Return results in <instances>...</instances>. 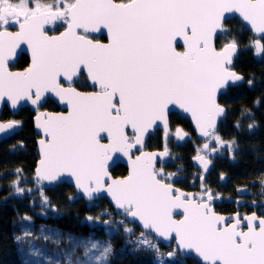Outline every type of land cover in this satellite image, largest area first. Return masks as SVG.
<instances>
[{"label":"snow or ice","instance_id":"6c2138e0","mask_svg":"<svg viewBox=\"0 0 264 264\" xmlns=\"http://www.w3.org/2000/svg\"><path fill=\"white\" fill-rule=\"evenodd\" d=\"M236 14L260 37L249 46L264 58V0H0V102L13 110L23 106L21 101L39 109L51 93L69 109L67 114L38 111L35 118L42 133L34 176L42 209L57 211L43 188L70 178L77 198L82 194L90 207H99L95 201L107 195L122 216L141 224L144 231L139 235L124 226L128 239L120 255L148 251L154 254V264H187L190 259L198 264H264V215L217 214L213 202L218 194L214 197L203 174L200 192L186 193L172 182L177 173L162 166L170 156L167 145L163 151L144 150L146 137L158 125L167 140L169 106L175 105L191 114L199 135L207 138L193 157L203 173L212 165L204 152L222 155L226 147L229 158L236 160L239 142L225 141L217 133L218 121L226 115L218 95L244 82L234 70L239 43L227 39L232 35L228 22ZM57 22L65 30L48 35L46 26L54 30ZM13 27L18 30L10 31ZM101 29L107 30V43L90 38ZM177 38L183 40V51L177 50ZM25 43L31 49V64L22 72L11 71L9 62ZM247 84L253 87V79ZM87 86L98 91L80 90ZM254 103L259 106L261 101ZM245 114L253 115L248 109L241 113ZM22 124L0 121V140L15 135ZM234 126L241 129L239 121ZM258 127L249 123L247 130L252 133ZM101 133H106L107 143L101 142ZM188 135L179 127L174 133L178 141ZM213 141L216 147L210 148ZM117 153L128 158L131 169L126 177L112 179L108 163ZM16 175L15 194L31 193L33 189L20 187L23 169L17 168ZM251 206L261 207L255 202ZM175 209L183 210L182 219L174 218ZM101 215L112 214L104 210L85 220L103 227L108 239L67 234L69 248L56 253L66 264H111L116 254L113 238L119 235L115 225L124 221H101ZM22 219L28 223L14 240L25 257L23 264H60L35 242L60 245L65 234L41 226L37 237L30 226L32 217ZM146 233L155 234L167 247L175 240L173 251L162 253ZM77 249H82V257Z\"/></svg>","mask_w":264,"mask_h":264},{"label":"trees","instance_id":"16d2710c","mask_svg":"<svg viewBox=\"0 0 264 264\" xmlns=\"http://www.w3.org/2000/svg\"><path fill=\"white\" fill-rule=\"evenodd\" d=\"M228 26L232 29V35L227 39L235 38L239 43V52L234 61V68L238 73L245 76L246 82L229 88V96H222V102L229 106L228 114L222 124H224L225 131L231 137L227 139L236 138L239 142L242 150L241 155L250 152L251 157H248L249 160H246V162L248 161L251 165L249 171L251 180H253L260 175L259 172L264 168V58L254 54V50L249 46L250 41L254 40L253 34L246 29L238 18L229 21ZM58 31H61V29ZM262 43H264V39ZM217 45L220 46V41L217 42ZM28 62L27 57L21 56L12 68L23 69L28 65ZM248 79H253V87L248 86ZM257 99L261 101L259 106L254 103ZM245 109L250 110L253 115H241ZM32 116V110L29 108L21 110L18 115H13L8 109H5L2 114V119L17 118L23 120L24 125L21 132L0 142V264H23L25 257L14 237L23 234L22 227L28 223L22 219L25 215L35 219L36 223L32 221L30 226L33 234L37 237L40 236L41 226H44L45 229H59L65 234V238L61 240L60 245H56L51 241L46 242L43 239L37 240L35 244L37 247H42L48 251L54 258L59 259L60 264H66L63 256H57L56 253H62L69 248L67 234L70 233L75 237L84 238L94 234V239H108L104 228L90 226L85 220L86 216L96 217L99 212L107 210L112 215H101V221H117L121 214L114 210L107 199L95 201L99 207H90L89 202L81 197L77 198L75 189L65 183L45 186V195L49 197L51 204L56 207L57 211L55 212L52 211L51 207L42 209L40 194L38 193L33 195L34 201H31V195L17 196L15 194L12 182L18 178L16 175L17 168L23 169V176L20 177L22 180L20 187L29 188L37 184L34 179V170L38 160V150L35 143L36 134L31 125ZM237 121L241 124L239 131L234 126ZM253 122L257 123L259 127L249 133L247 125ZM21 143L22 147L20 146ZM13 145H17V147L13 149ZM241 169L243 170V168ZM126 171L127 169L121 165L112 169L115 177L125 175ZM25 179L26 182H23ZM69 195L74 197L72 201H69ZM41 211L46 212V215L41 216ZM125 220L128 226H133L136 231H141L136 224H132L127 219ZM119 228V235L113 238L116 254L112 258L111 264H154V254L148 251L137 253L128 251L124 255H120L119 250L125 246L128 237L124 234V227L120 226ZM159 244L162 253L173 250V247ZM76 255L82 257V249H77ZM73 259L75 260V257ZM187 264H198V261L190 259Z\"/></svg>","mask_w":264,"mask_h":264},{"label":"flooded vegetation","instance_id":"af4514ba","mask_svg":"<svg viewBox=\"0 0 264 264\" xmlns=\"http://www.w3.org/2000/svg\"><path fill=\"white\" fill-rule=\"evenodd\" d=\"M10 29L16 30L15 27ZM59 29H61V31H58ZM64 29H65L64 26L61 25L60 22H57V25L54 30H52L51 26H48L47 33L51 35L59 34ZM90 38L101 42L107 41V38L104 35L99 36V35L91 34ZM23 56L27 57L28 61H30L27 55H23ZM29 63L30 62H28V64ZM14 65H11V68ZM77 87L80 86L77 85ZM229 88L227 92L224 93L223 95L225 96L230 95L228 94ZM80 90L98 91V87L94 88L91 86H87L84 88H80ZM223 95L220 96L219 102L220 104H222L227 108V114H228L229 106L225 105L222 102ZM31 110L33 113L31 125L33 126V130L36 134L35 143L38 150V140L39 138H41V135H39L35 131V127H34V118L37 115L38 111L39 112L40 111L67 112V111L61 109L56 104V102L51 98H48L47 102L43 103L39 109L35 108ZM225 118L219 122L217 133L225 141H229L230 139L227 138H231V137L227 133V131H225L224 124H222ZM1 120L9 121V120H20V119L9 118L4 120L1 117ZM20 121L23 122V120ZM169 124H170V135L167 138V140L164 137V130L156 129L152 134L149 135V137L145 141L144 150L149 152L163 151L165 145H167L170 152V156L165 158L166 162L162 166L164 167L166 172L177 173V177L172 181L176 188H179L180 190L186 193H199L201 190V180L199 177L203 174L204 183L212 189L214 197H217L218 194V197L213 202V207L218 214H221L223 216H235L238 213L240 214L241 217H244L246 215H251V213L255 211L258 216L264 215V188H262V183H264V168L262 169L261 172H259L260 175L257 176V178L251 180L250 171H249L251 165L249 164L248 161L246 162V160H249L248 157H251L250 152H246L245 154L241 155L242 150L241 148H239V150L236 152V160H232L229 158V153L226 147L223 150L222 155H215V154L208 155L207 152H204L202 154L206 155L209 159L212 160V165L210 166L207 173H203L202 167L199 166L198 162H194L193 157L197 155V148H202L203 144L208 142L207 138L199 137L198 133L193 128L190 119L178 112H171L169 114ZM23 125L24 122L22 124V127ZM178 127L182 128L186 133L189 134L187 137L184 138L183 141H178L174 136L175 130ZM129 135L131 136L132 134ZM214 147H216V144L213 141L210 144V148H214ZM136 154L138 155L139 153L137 152ZM39 159H40V155L38 150L37 162L39 161ZM157 167H161L159 160L157 162ZM123 168L125 167L123 166ZM241 168H243V170ZM125 173L126 174L123 176H126L128 172L126 171ZM221 174H224L225 177L224 180H221ZM238 188H246L247 191L238 192L237 190ZM253 202H255V204L257 205H261V207L251 206ZM114 210L119 213V211H117L115 208Z\"/></svg>","mask_w":264,"mask_h":264},{"label":"water","instance_id":"95a60500","mask_svg":"<svg viewBox=\"0 0 264 264\" xmlns=\"http://www.w3.org/2000/svg\"><path fill=\"white\" fill-rule=\"evenodd\" d=\"M236 18H238L239 19V16H238V14H236ZM240 20V19H239ZM245 26V25H244ZM246 27V26H245ZM47 29H48V26H46V32H47ZM246 29H248V30H250L248 27H246ZM18 30V28H16V30H11L10 29V31H17ZM65 30V29H64ZM63 30V31H64ZM62 31V32H63ZM251 31V30H250ZM252 32V31H251ZM61 33V32H60ZM59 33V34H60ZM48 35H51V34H49V33H47ZM59 34H54V35H59ZM93 34H95V35H99V36H102V35H104L106 38H107V41H103V42H101V43H107L108 42V39H109V37H108V33H107V30L106 29H101V31L99 32V33H93ZM252 34H253V32H252ZM253 37H254V40L255 39H260V37L259 36H256V35H254L253 34ZM262 41H263V39H262ZM218 46V45H217ZM177 50H179V51H183L184 50V45H183V40L181 39V38H177ZM23 55H27L28 57H29V64L27 65V67H25L24 69H18V70H15V69H12L11 68V65H14V64H16L17 63V61H18V59L21 57V56H23ZM237 57V56H236ZM236 57L234 58V61H235V59H236ZM31 60H32V54H31V49H30V47L25 43V44H21V46H20V48L19 49H17V56L12 60V61H10L9 62V68H10V70L11 71H14V72H17V71H20V72H22V71H24L25 69H27L29 66H30V64H31ZM234 70L235 71H237L235 68H234ZM242 75V74H241ZM244 77V82H238L237 83V85L236 86H238V85H241V84H244L245 82H246V78H245V76H243ZM236 86H232V87H236ZM221 95H223V94H221ZM221 95H218V102H219V98H220V96ZM48 97L49 98H51V99H53L55 102H56V104L61 108V109H63V110H66L67 112L69 111V109H68V107H67V105L66 104H64L63 102H61V101H59V99L57 98V97H55V95L54 94H51V93H49L48 94ZM220 103V102H219ZM21 105H23L22 107H18L16 110H13V109H11V107H10V105L9 104H7V103H3V102H0V121H3V120H1V117H2V114H3V111L5 110V109H8L9 110V112H11L13 115H17L22 109H24V108H31V109H35L36 108V106H33V105H31V103L30 102H25V101H21ZM170 107V109H171V111L169 112V114L171 113V112H178V113H180V114H182V115H184L185 117H187V118H189L190 119V121H191V123H192V126H193V128L195 129V131L198 133V131H197V129H196V126H195V123H194V121H193V119H192V117H191V114L190 113H187V112H185V111H183L182 109H179L178 108V106H175V105H170L169 106ZM225 107V106H224ZM226 108V107H225ZM40 112H51V111H40ZM67 112H51V113H57V114H59V113H64V114H67ZM38 114V113H37ZM226 115H227V108H226ZM225 115V116H226ZM37 116V115H36ZM36 116H35V118H36ZM34 118V127H35V131L39 134V135H41V138H42V133H41V130H39L38 128H37V126H36V119ZM225 117H223L222 119H224ZM221 119V120H222ZM168 120H169V116H168ZM220 120V121H221ZM220 121H218V125H217V129H218V126H219V122ZM3 122H7V121H3ZM156 129H163V126L162 125H158V126H156L155 128H154V130L150 133V134H152ZM21 130H22V127L19 129V131L17 132V133H19V132H21ZM164 130V129H163ZM169 130H170V124H169ZM16 133V134H17ZM15 134V135H16ZM129 134H132L131 133V131H129ZM149 134V135H150ZM198 135H199V133H198ZM14 135H12L11 137H13ZM10 137V138H11ZM101 137H102V139H101V142L102 143H107L108 142V140H107V138H106V133H101ZM149 137V136H148ZM148 137H146V140H147V138ZM199 137H201L200 135H199ZM41 138H39V140L41 139ZM7 139H9V138H7ZM7 139H3V140H0V142H2V141H4V140H7ZM38 140V141H39ZM145 140V141H146ZM38 150H39V145H38ZM39 155H40V152H39ZM40 160V159H39ZM158 160H159V158H158ZM39 162V161H38ZM38 162H37V166H36V168L38 167ZM124 166L126 169H127V175L129 174V171H130V169H131V164H130V161L128 160V158L126 157V156H124L123 154H121V153H117V154H115L114 156H113V158H112V160H110L109 161V163H108V170H109V172H110V174H111V178L112 179H121V178H123V177H126V176H119V177H115L114 175H113V173H112V169H114L116 166ZM36 168H35V170H36ZM34 170V171H35ZM68 184V185H70V186H72L74 189H75V191L77 192V189L74 187V185H73V183H72V181H71V179L69 178V179H66L65 180V182H62V183H59V184ZM79 197H81V198H83L86 202H88L87 200H86V198L81 194V195H79ZM104 198H106L107 200H108V202L116 209V207H115V205L113 204V202L111 201V199H110V197H108L107 195H105V197ZM117 210V209H116ZM118 211V210H117ZM218 214V213H217ZM219 215H221V214H219ZM173 216H174V218H176V219H182L183 218V210L182 209H175L174 210V212H173ZM223 216V215H222ZM224 217H226V218H230V217H233V216H224ZM131 223H134V224H136L141 230H143L144 231V229L142 228V226H141V224L139 223V222H132L131 220H129ZM153 236H154V238L158 241V242H160L162 245H164V246H166V244H165V242L162 240V239H157L156 237H155V234H152ZM172 245L173 244H175L176 243V241L175 240H172ZM167 247V246H166Z\"/></svg>","mask_w":264,"mask_h":264},{"label":"rangeland","instance_id":"374dc122","mask_svg":"<svg viewBox=\"0 0 264 264\" xmlns=\"http://www.w3.org/2000/svg\"><path fill=\"white\" fill-rule=\"evenodd\" d=\"M29 188H31V189H33V191L31 192V193H25L24 195L25 196H27V195H31L32 196V198H31V201H34V198H33V195H35V194H40V192H39V190L37 189V184H35V185H32L31 187H29ZM27 189V188H26ZM43 191H44V193H45V187L43 188ZM40 196V195H39ZM42 212V211H41ZM40 212V213H41ZM101 212H99V214H100ZM119 214H120V212H119ZM41 216H45V215H41ZM125 219H127V220H129L128 218H126V217H124V216H122L121 215V217L117 220V221H120V220H123L124 221V224L123 225H120V224H116L115 225V227L116 228H118V229H120L119 227L120 226H127V227H129V228H132L133 230H134V233H136L137 235H139L141 232H142V230L141 231H136V229L133 227V226H128L127 224H126V220ZM32 221H34L35 222V219H32ZM36 223V222H35ZM34 223V224H35ZM132 224H134V223H132ZM100 228H103V227H100ZM105 230V229H104ZM120 231V230H119ZM146 234H149V233H146ZM149 235H151L152 236V238H153V240L158 244V245H160L159 244V242L154 238V236L152 235V234H149ZM173 248H174V245L172 246ZM173 251V250H172Z\"/></svg>","mask_w":264,"mask_h":264},{"label":"bare ground","instance_id":"6f19581e","mask_svg":"<svg viewBox=\"0 0 264 264\" xmlns=\"http://www.w3.org/2000/svg\"><path fill=\"white\" fill-rule=\"evenodd\" d=\"M174 245V247H175V244H173Z\"/></svg>","mask_w":264,"mask_h":264}]
</instances>
